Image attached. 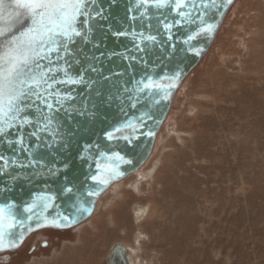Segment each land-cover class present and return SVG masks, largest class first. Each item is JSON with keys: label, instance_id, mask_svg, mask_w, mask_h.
I'll return each instance as SVG.
<instances>
[{"label": "rangeland", "instance_id": "374dc122", "mask_svg": "<svg viewBox=\"0 0 264 264\" xmlns=\"http://www.w3.org/2000/svg\"><path fill=\"white\" fill-rule=\"evenodd\" d=\"M180 93L137 174L8 264H107L115 244L135 264H264V0H237Z\"/></svg>", "mask_w": 264, "mask_h": 264}, {"label": "water", "instance_id": "95a60500", "mask_svg": "<svg viewBox=\"0 0 264 264\" xmlns=\"http://www.w3.org/2000/svg\"><path fill=\"white\" fill-rule=\"evenodd\" d=\"M194 2L197 8L191 10L193 22L175 25L171 29L169 40L159 21L173 22L179 19L171 9L162 10V14L154 8L150 9L151 19H148L139 17L135 0H98L97 7L103 10V17L91 22L93 31L90 42L78 40L71 46L67 67L70 75L76 76L89 63H94L102 75L109 76L110 80L104 81L102 76L97 77L95 73H89L93 78L102 81L96 91H89L83 86H57L62 93L71 91L75 96L74 100L65 104L68 112L61 110L58 114L54 113L62 134L60 143L48 148L34 137H29L26 141L38 159L56 170L55 176L49 174L47 168L22 169L11 165L5 168L0 163V206L12 204L17 214L24 217L26 214L23 210L32 201L41 196L54 197L51 206L39 220L34 218L25 224L22 229L23 238L22 240L18 238L15 247L0 250V260L5 261L9 254L20 249L32 234L43 230L67 231L87 222L106 192L136 174L147 163L175 100L182 97L181 88L209 53L237 0H231V3L217 0V4L222 7H210L206 10L199 7L201 0ZM130 8L133 11L130 12ZM201 11H206L203 19L214 24V29L210 34H202L185 44L188 35L194 34L199 28ZM4 15L6 19H10L7 13ZM133 16L137 19L133 20ZM149 24L150 28L147 27ZM133 29L157 36L156 43L149 45L146 52L139 53L134 49L131 36L116 38L112 34L115 31L131 32ZM190 48L197 50L199 54L190 51ZM113 52L136 55L137 59L128 61L121 59L120 56L110 59L109 56ZM93 57L99 59L93 60ZM61 64L63 65V62ZM177 73L178 78L171 79ZM148 75L165 86L154 98L146 93L133 92L137 87L136 81ZM162 77L166 78L161 79ZM133 103L136 104L135 107H132ZM145 112L151 119L145 117L141 121L139 118ZM29 114L34 118L32 110H29ZM129 121L133 122L134 128H123L114 135L128 136L130 140L110 141L106 138L107 132ZM30 131L31 128L24 130L25 134ZM149 132L151 135L145 134ZM11 138L15 139L14 133ZM6 139L0 137V155L9 160L18 159L26 162L27 153H18V149L10 148ZM45 139L50 140L46 136ZM115 153L123 156L124 160L109 159ZM106 165L114 166L122 174L110 179L106 185L93 182L91 179L93 175L107 178ZM67 187L73 189L72 193L65 191ZM89 190H95L97 194L88 196ZM77 197L81 198L80 204L87 208L88 212L77 214L73 211L72 206L76 204ZM70 214L73 222L62 219V216ZM15 231H21L19 226ZM106 263L130 264L125 246L115 244L108 253Z\"/></svg>", "mask_w": 264, "mask_h": 264}, {"label": "snow or ice", "instance_id": "6c2138e0", "mask_svg": "<svg viewBox=\"0 0 264 264\" xmlns=\"http://www.w3.org/2000/svg\"><path fill=\"white\" fill-rule=\"evenodd\" d=\"M231 3V0H226ZM136 9L139 10L140 18L151 19L149 10L156 9L161 12L164 9H171L179 19L173 22L160 20L164 33L171 39V29L175 25L184 22H193L192 11L197 8L194 0H135ZM98 0H0V137L7 138L6 143L18 153H27V160L6 159L0 155V163L5 168L18 166L22 169L47 168L52 176L57 174L56 170L44 164L38 159L26 143L29 137H34L46 147L51 148L54 144L60 143L62 134L59 131L60 125L57 123L54 113L61 110L68 112L65 107L66 102L75 99L71 91L62 93L57 86H83L89 91H96L101 85L100 79H95L89 73H95L104 81L110 80L109 76H103L101 70L94 63H89L81 73L76 76L70 75L67 65L68 57L71 56V46L77 41L90 42L93 31L92 21L103 17V10L97 7ZM202 9L218 8L217 0H201L199 5ZM188 9V10H185ZM129 11H133L132 8ZM5 13L10 19L5 18ZM206 11L199 13L200 25L194 34L188 35L184 41L196 39L202 34H210L214 29V24L206 22L203 17ZM137 19L136 16L132 17ZM151 27V25H147ZM116 38L131 36L134 49L139 53L148 50L149 45L155 44L157 36L145 34L143 30L131 32L115 31L112 33ZM190 51L197 50L190 48ZM120 56L121 59L135 61L136 55H126L124 53H111L109 58ZM98 60V57H93ZM46 62V63H45ZM63 62V65L61 64ZM62 74V75H61ZM179 73L171 79L178 78ZM162 77L161 79H165ZM137 87L134 93H146L150 97L164 90V85L154 81L151 75L136 81ZM174 85H169V87ZM125 91H128L125 89ZM100 94V93H97ZM166 95V93H165ZM157 103L159 101H156ZM136 104L133 103L132 107ZM29 110L35 116L29 114ZM151 116L145 112L139 119L143 121ZM132 121L115 128L106 133L108 140L124 139L130 140L128 136H116L123 128H134ZM31 128L32 131L25 134L24 130ZM15 139H12V135ZM43 134V135H42ZM151 135V133H145ZM49 137L50 140H46ZM39 147V144L36 145ZM103 155V154H102ZM109 159L124 160L119 153L113 154ZM130 163V161H126ZM100 167V164H97ZM107 178L93 175L91 179L97 184H108L109 180L121 175L117 168L106 165ZM66 192L72 193L73 189L67 187ZM95 190H89L88 196L96 195ZM80 197L72 206L77 214L88 212L89 210L80 204ZM53 196H41L32 201L24 208V217H20L12 204L0 206V250L5 247H15L19 240L23 238V228L25 224L34 218L39 220L43 213L51 206ZM59 215V213H58ZM62 219L73 222L70 215L62 216ZM19 226L21 231L15 229Z\"/></svg>", "mask_w": 264, "mask_h": 264}, {"label": "flooded vegetation", "instance_id": "af4514ba", "mask_svg": "<svg viewBox=\"0 0 264 264\" xmlns=\"http://www.w3.org/2000/svg\"><path fill=\"white\" fill-rule=\"evenodd\" d=\"M49 231H52V230H43V231H40V232H38V233H35V234H33L34 235V237L36 236V234H38V235H40V233H42V232H49ZM32 237V235L24 242V244L21 246V249H23V247L27 244V242L30 240V238ZM39 245V246H38ZM48 245V241L47 240H40L39 242H37V243H34V244H32V245H30V249H29V253H34V252H36V250H37V248H39V249H45L46 248V246ZM38 246V247H37ZM21 249H19L18 251H16V252H14V253H18ZM14 253H11V255L12 254H14ZM11 255H10V257L8 256V258H7V262L6 263H4V264H8V263H10L11 261H13V259L11 258ZM13 264H17V262H15V263H13Z\"/></svg>", "mask_w": 264, "mask_h": 264}, {"label": "bare ground", "instance_id": "6f19581e", "mask_svg": "<svg viewBox=\"0 0 264 264\" xmlns=\"http://www.w3.org/2000/svg\"><path fill=\"white\" fill-rule=\"evenodd\" d=\"M136 174H137V173H136ZM136 187H137V186H136ZM136 189H137V188H136ZM138 210H139L138 207H135V208H134V212H135L136 214H138V212H139ZM135 219L138 220V216H136ZM125 248H126V251H127V257H128V261H129V263H130V264H135V261H134L132 255H130L129 252H128L130 248H129V249H128V247H125ZM132 251H133V250H132Z\"/></svg>", "mask_w": 264, "mask_h": 264}]
</instances>
